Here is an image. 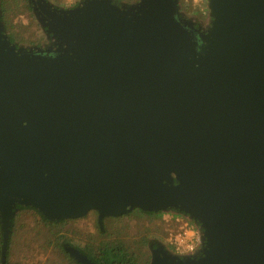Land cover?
<instances>
[{
	"label": "water",
	"instance_id": "95a60500",
	"mask_svg": "<svg viewBox=\"0 0 264 264\" xmlns=\"http://www.w3.org/2000/svg\"><path fill=\"white\" fill-rule=\"evenodd\" d=\"M31 1L62 48L17 50L0 28V264L18 206L51 222L92 211L101 231L176 211L203 248L183 261L157 246L150 264H264V0H206L199 37L176 0Z\"/></svg>",
	"mask_w": 264,
	"mask_h": 264
},
{
	"label": "rangeland",
	"instance_id": "374dc122",
	"mask_svg": "<svg viewBox=\"0 0 264 264\" xmlns=\"http://www.w3.org/2000/svg\"><path fill=\"white\" fill-rule=\"evenodd\" d=\"M78 1L80 0H53L62 8L73 6ZM184 2L189 6L192 15L199 13L202 17H208L209 7L206 0H184ZM15 30L19 31L18 28ZM188 31L195 35L194 31L189 29ZM17 36V41L25 47H32L35 43H39L42 48L47 45L42 31L35 23L20 28V35ZM50 47L59 51L62 45L58 40H53ZM155 215L149 218L133 210L124 218H105L102 221L103 233L100 235L97 213L91 211L85 217L62 226L59 230L75 249L87 250L88 237L95 235L106 240L119 238L137 245L136 253L141 260L150 254L152 246L166 247L174 256L172 242L181 233L183 224L187 221L170 212L161 211ZM13 224L9 259L5 261L6 264H75L60 245L52 247L47 244L46 238H49L47 231L50 228L35 211L27 209L18 211ZM193 257L195 258L193 255H184L180 258L185 261L192 260Z\"/></svg>",
	"mask_w": 264,
	"mask_h": 264
},
{
	"label": "trees",
	"instance_id": "16d2710c",
	"mask_svg": "<svg viewBox=\"0 0 264 264\" xmlns=\"http://www.w3.org/2000/svg\"><path fill=\"white\" fill-rule=\"evenodd\" d=\"M46 4L51 6L53 9L62 10V11H70L75 10L81 2L84 0H80L76 2L73 6L68 8L59 7L57 4L53 2V0H44ZM111 5L115 6L120 10H131L136 11L141 0H110ZM176 18L180 22L182 26L185 24L179 18L183 16L187 21L186 29L190 28L192 31L195 32V35L199 37V35H206L207 27L210 26V21L212 18L202 17L199 13L195 16L190 13V9L188 8L184 2V0H176ZM25 21L27 23H25ZM35 23L36 27L42 31L44 38L47 41V45L45 47H41L39 43L33 44L32 47H25L21 45V42L17 41L18 36L20 35V28L31 25ZM0 28L1 34L6 37L9 44L13 46L17 50H24V51H36L42 50L45 51L50 48V44L52 43V36L53 33L49 31V28L43 19L38 16L34 10V6L31 0H0ZM18 28L19 31L17 32L15 29ZM174 184L176 182L174 181ZM25 208L18 206L17 211L24 210ZM30 210V209H27ZM134 211L141 213L149 218L156 216L155 213H146L142 212L138 209H134ZM173 215L183 217L190 225L194 226L195 228L199 229V224L194 220L189 219L188 216L177 213L176 211H169ZM15 213V215H16ZM37 213V212H36ZM38 214V213H37ZM14 215V218H15ZM42 221L48 226L49 231L48 236L46 238L47 244L53 246L60 245L62 249L65 245L71 246L68 239L60 234L59 228L65 225H68L76 220H65L61 222H51L44 219L40 214H38ZM127 215L122 216L120 218L127 217ZM14 218L12 221L11 232L13 231V223ZM55 228V229H54ZM53 230V231H52ZM98 230L100 235L103 231L100 230L98 226ZM12 238V234L10 233L9 243L6 250L5 261L9 259V244ZM45 238V237H44ZM88 249L81 250L77 249L80 253H82L90 262L94 264H150L151 263V252L149 255H146L143 260H141L136 253L137 245L132 244L128 241L123 239H113V240H106L96 237L95 235H91L88 237ZM2 245V233L0 230V251ZM157 248V246H152L151 250ZM164 250H167L166 247H163ZM203 246L201 247L202 250ZM200 250V251H201ZM200 251L198 252L200 254ZM1 260V258H0ZM75 262V261H74ZM7 262H5L6 264ZM75 264H78L75 262Z\"/></svg>",
	"mask_w": 264,
	"mask_h": 264
},
{
	"label": "built area",
	"instance_id": "2783aa9c",
	"mask_svg": "<svg viewBox=\"0 0 264 264\" xmlns=\"http://www.w3.org/2000/svg\"><path fill=\"white\" fill-rule=\"evenodd\" d=\"M183 225L184 227L181 233L172 242L174 254L180 257L184 255H195L202 247L201 233L199 229L188 224V222Z\"/></svg>",
	"mask_w": 264,
	"mask_h": 264
},
{
	"label": "flooded vegetation",
	"instance_id": "af4514ba",
	"mask_svg": "<svg viewBox=\"0 0 264 264\" xmlns=\"http://www.w3.org/2000/svg\"><path fill=\"white\" fill-rule=\"evenodd\" d=\"M179 18L181 19V21H182L185 25L187 24V21H186V20L184 21L185 18H184L183 16H180ZM188 29H189V30H192V29H190V28H188Z\"/></svg>",
	"mask_w": 264,
	"mask_h": 264
},
{
	"label": "clouds",
	"instance_id": "9594fccd",
	"mask_svg": "<svg viewBox=\"0 0 264 264\" xmlns=\"http://www.w3.org/2000/svg\"><path fill=\"white\" fill-rule=\"evenodd\" d=\"M25 23H27V22L25 21Z\"/></svg>",
	"mask_w": 264,
	"mask_h": 264
}]
</instances>
